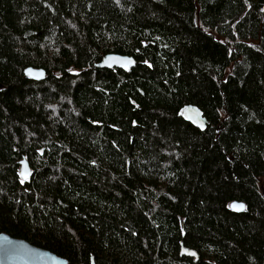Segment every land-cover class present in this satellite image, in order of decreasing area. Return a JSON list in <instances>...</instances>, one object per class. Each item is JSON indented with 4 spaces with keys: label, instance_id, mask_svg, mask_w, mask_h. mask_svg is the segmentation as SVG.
I'll list each match as a JSON object with an SVG mask.
<instances>
[{
    "label": "trees",
    "instance_id": "obj_1",
    "mask_svg": "<svg viewBox=\"0 0 264 264\" xmlns=\"http://www.w3.org/2000/svg\"><path fill=\"white\" fill-rule=\"evenodd\" d=\"M0 233L69 264H264V0H0Z\"/></svg>",
    "mask_w": 264,
    "mask_h": 264
},
{
    "label": "water",
    "instance_id": "obj_2",
    "mask_svg": "<svg viewBox=\"0 0 264 264\" xmlns=\"http://www.w3.org/2000/svg\"><path fill=\"white\" fill-rule=\"evenodd\" d=\"M133 57L120 54H107L102 57L101 61L96 64L98 68L104 69H121L129 71L135 66ZM24 77L34 81H42L46 77L43 69L26 68ZM184 119L192 126L203 131L206 128V119L202 113L194 107L186 108L182 113ZM19 176L23 182L31 176V168L23 158L19 162ZM242 206V207H241ZM231 211L241 213L245 210L242 202L234 201L230 204ZM180 255L198 260V254L191 249L182 247ZM0 264H69L64 258H61L50 251L33 246L25 240L12 238L8 234L0 233Z\"/></svg>",
    "mask_w": 264,
    "mask_h": 264
},
{
    "label": "snow or ice",
    "instance_id": "obj_3",
    "mask_svg": "<svg viewBox=\"0 0 264 264\" xmlns=\"http://www.w3.org/2000/svg\"><path fill=\"white\" fill-rule=\"evenodd\" d=\"M242 207V206H241Z\"/></svg>",
    "mask_w": 264,
    "mask_h": 264
}]
</instances>
